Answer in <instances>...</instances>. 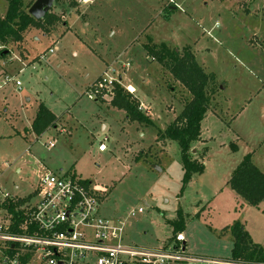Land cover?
<instances>
[{
  "label": "rangeland",
  "instance_id": "1",
  "mask_svg": "<svg viewBox=\"0 0 264 264\" xmlns=\"http://www.w3.org/2000/svg\"><path fill=\"white\" fill-rule=\"evenodd\" d=\"M75 1H54L50 11L60 19L51 32L30 28L23 41L0 52V198L31 196L40 173L72 165L77 175L108 188L100 211L125 216L126 243L170 241L180 210L190 255L229 258L225 228L233 221L264 245V202L236 200L227 183L246 153L264 171V0ZM6 7L0 0V17ZM149 39L181 53L190 48L211 74L202 138L191 146L204 168L184 185L178 143L157 139L156 132L190 94L146 56L141 42ZM106 72L120 86L134 87L154 124L128 121L123 109L108 104L111 93L98 101L86 96L87 86ZM39 102L63 115L67 132L32 130ZM104 136L106 148L99 151Z\"/></svg>",
  "mask_w": 264,
  "mask_h": 264
},
{
  "label": "built area",
  "instance_id": "2",
  "mask_svg": "<svg viewBox=\"0 0 264 264\" xmlns=\"http://www.w3.org/2000/svg\"><path fill=\"white\" fill-rule=\"evenodd\" d=\"M3 46L0 43V49ZM115 82L120 83L106 72L87 86L86 96L98 101L111 93V98ZM106 138L99 151L106 148ZM38 177L31 196L3 193L0 198V264H264L190 255L181 231L159 247L126 243L125 216H103L100 211L105 185L85 184L66 172L46 171ZM8 202L13 211L5 206Z\"/></svg>",
  "mask_w": 264,
  "mask_h": 264
},
{
  "label": "trees",
  "instance_id": "3",
  "mask_svg": "<svg viewBox=\"0 0 264 264\" xmlns=\"http://www.w3.org/2000/svg\"><path fill=\"white\" fill-rule=\"evenodd\" d=\"M7 7L5 13L0 17V43L4 46L12 41H23L25 33L30 28L41 29L45 34L49 33L59 21L57 14L50 10L41 19H35L27 10L34 0L25 3L24 0H5ZM70 5H76L75 0H69ZM175 8L172 4L169 6ZM52 28V29H51ZM146 55L156 59L175 80H177L190 94L181 111L173 118L172 122L164 129H157L156 138L160 140L176 141L179 145L182 162L184 185L195 173H201L204 168L203 161L191 155V146L194 141L199 140L201 122L207 113L210 105L209 81L211 74L206 73L204 68L196 61L195 55L190 48L184 49L182 53L175 48H169L165 43L148 42L142 44ZM4 48L0 49V52ZM139 101L131 91L120 83L115 82L113 95L109 104L118 109H123L128 121H139L147 125L154 124L149 116L144 113ZM36 114L32 119L31 128L40 135L50 127L54 126L58 119L50 109L42 102L38 103ZM252 154L246 153L243 159L232 170L227 183L245 203L257 206L264 202V171H260L254 165ZM88 180L84 183L87 184ZM11 211L14 205L12 202L5 204ZM176 231H182L184 218L179 210L175 220L171 223ZM229 231L232 247L230 257L232 259L264 263V245L251 240L249 232L239 221H233L226 227Z\"/></svg>",
  "mask_w": 264,
  "mask_h": 264
},
{
  "label": "crops",
  "instance_id": "4",
  "mask_svg": "<svg viewBox=\"0 0 264 264\" xmlns=\"http://www.w3.org/2000/svg\"><path fill=\"white\" fill-rule=\"evenodd\" d=\"M85 13V12H84ZM82 14V13H81ZM66 23V22H65ZM51 32V31H50ZM46 35V34H45ZM153 42V41H152ZM155 42V41H154ZM153 42V43H154ZM142 42H141V47H142ZM143 49V48H142ZM144 51V50H143ZM146 53V52H145ZM147 56V55H146ZM116 57V56H115ZM116 59V58H115ZM110 64H108V63H106V67L108 66V67H110L109 66ZM100 76V75H99ZM98 76V77H99ZM97 77V78H98ZM95 80V79H94ZM93 80V81H94ZM125 87V86H124ZM126 88V87H125ZM127 89H129L130 91H132V93H133V90H134V87L133 86H131V85H127ZM134 94V93H133ZM104 103H106L107 104V102H104ZM109 104V103H108ZM111 105V104H110ZM112 106V105H111ZM50 109V108H49ZM51 110V109H50ZM209 110V109H208ZM208 112V111H207ZM54 113V112H53ZM55 114V113H54ZM56 116H58V119H57V121L55 122L56 124L54 125V126H52V127H50V128H55V129H58V128H60L61 127V129H60V132L61 133H64V132H67V128H65L64 126H62L61 125V123L62 124H64V125H66V123H64V121L62 120V117H63V115H58V114H55ZM206 115V114H205ZM35 116V115H34ZM33 119V118H32ZM76 122H78V121H76ZM100 125H101V129L103 130V129H105L106 128V123H104V122H100ZM50 128L49 129H47L46 131H48V130H50ZM45 131V132H46ZM44 133V132H43ZM42 133V134H43ZM200 138H202L201 137V130H200ZM200 141V140H199ZM171 142V141H170ZM204 148H206V147H204ZM203 161V160H202ZM203 163H204V161H203ZM42 167L45 169V166H43L42 165ZM65 172L67 173V174H72L73 176H75V177H78V178H80V179H82V180H87L88 178H82L81 176H79V175H77L76 174V172H75V170L73 169V166L72 165H70L69 167H68V169H66L65 170ZM198 174V173H197ZM90 180V179H89ZM231 189V188H230ZM234 191V190H233ZM234 196H235V199L236 200H239V199H241L242 200V198L238 195V194H236V192L234 191ZM244 201V200H243ZM242 201V202H243ZM244 203V202H243ZM261 203H263V202H260L259 204H261ZM258 204V205H259ZM229 226V225H228ZM245 226V225H244ZM222 229V228H221ZM220 229V230H221ZM245 229L248 231V229L245 227ZM182 232V231H181ZM249 232V231H248ZM249 234H250V232H249ZM223 237H225V236H223ZM250 237H251V234H250ZM228 239V238H227ZM251 240L253 241V239L251 238ZM253 242H255V241H253ZM184 243H185V241H184ZM258 243V242H257ZM261 245H263V244H261ZM231 247H232V244H231ZM231 250V249H230Z\"/></svg>",
  "mask_w": 264,
  "mask_h": 264
},
{
  "label": "water",
  "instance_id": "5",
  "mask_svg": "<svg viewBox=\"0 0 264 264\" xmlns=\"http://www.w3.org/2000/svg\"><path fill=\"white\" fill-rule=\"evenodd\" d=\"M55 0H34L27 12L35 19H41L51 9ZM156 168V166H154Z\"/></svg>",
  "mask_w": 264,
  "mask_h": 264
}]
</instances>
